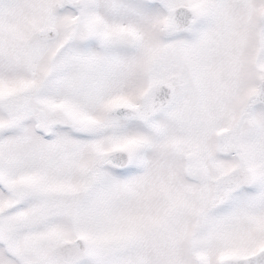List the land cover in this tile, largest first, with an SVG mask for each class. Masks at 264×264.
<instances>
[{
  "label": "snow or ice",
  "instance_id": "1",
  "mask_svg": "<svg viewBox=\"0 0 264 264\" xmlns=\"http://www.w3.org/2000/svg\"><path fill=\"white\" fill-rule=\"evenodd\" d=\"M0 264H264V0H0Z\"/></svg>",
  "mask_w": 264,
  "mask_h": 264
}]
</instances>
